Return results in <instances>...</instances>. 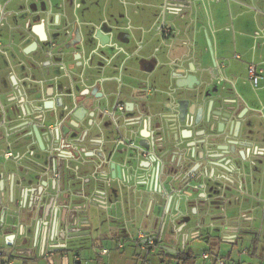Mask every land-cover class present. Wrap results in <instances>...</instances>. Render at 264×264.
I'll return each mask as SVG.
<instances>
[{"label": "crops", "instance_id": "0c3cea01", "mask_svg": "<svg viewBox=\"0 0 264 264\" xmlns=\"http://www.w3.org/2000/svg\"><path fill=\"white\" fill-rule=\"evenodd\" d=\"M26 1L40 8L44 0ZM127 1L133 4L127 14L129 27H139L144 34L152 22L159 27L152 42L159 50L151 76L156 86L163 89L168 80L180 100L187 99L190 88L207 91L197 107L209 113L214 106L219 115L214 122L216 135L231 141L238 125L245 127L244 137L264 148V0ZM101 2L103 8L112 6L110 0ZM91 8L86 6L84 13L88 15ZM163 25L172 28L170 38L162 36ZM149 40L144 36L139 41L146 44ZM250 65L262 71L257 87L243 74ZM221 95L238 99L237 109L244 111L240 119L235 115L227 120L230 107ZM191 109L195 111L194 106ZM251 129L256 132L250 133ZM33 148L42 155L0 157V264H96L95 256L99 262L108 257L107 263L113 264L119 255L109 254L101 242H120L117 248L124 249V240L148 255L156 254L161 264H177L171 255L187 252L190 241L210 248L211 252H205L210 259L200 264H218L221 259L226 264H264L260 218L264 209L259 205L264 206V173L176 177L162 176L154 168L125 173L119 169L118 174L105 169L102 175L109 183L100 184L96 178L102 175L81 166L64 147L41 142ZM46 149L51 150L50 158L43 153ZM144 160L137 159L135 167ZM52 162L56 171L44 173L39 168H50ZM95 191L103 196L101 205L88 207L79 215L81 219L72 222L74 210L85 204L78 195L92 198ZM56 193L53 202L51 196ZM198 198H206L204 207L198 203L205 201ZM212 208L219 212L208 228L197 215L209 216ZM179 209L187 216L179 217ZM222 214L227 217L221 218ZM141 235L145 238L140 239ZM150 238L156 239L155 246L144 245ZM240 240L242 249L236 247ZM98 248L104 249L99 253ZM142 262L150 264L147 256Z\"/></svg>", "mask_w": 264, "mask_h": 264}, {"label": "flooded vegetation", "instance_id": "af4514ba", "mask_svg": "<svg viewBox=\"0 0 264 264\" xmlns=\"http://www.w3.org/2000/svg\"><path fill=\"white\" fill-rule=\"evenodd\" d=\"M57 1L39 8L0 0V157L12 158L15 150L22 159L40 157L33 147L48 142L95 175L153 168L176 177L264 173V148L244 137L245 127L235 125L225 142L216 135L214 106L200 110L190 89L180 100L168 80L156 86L155 22L145 34L129 27L127 0H110L106 8L101 0ZM166 26L161 34L170 38ZM144 36L147 45L139 41ZM199 92L206 98L207 91ZM237 106L227 117L244 115Z\"/></svg>", "mask_w": 264, "mask_h": 264}, {"label": "rangeland", "instance_id": "374dc122", "mask_svg": "<svg viewBox=\"0 0 264 264\" xmlns=\"http://www.w3.org/2000/svg\"><path fill=\"white\" fill-rule=\"evenodd\" d=\"M248 74V71L246 72V69H243V74ZM246 74V75H247ZM263 130V129H262ZM263 135V138H264V132L262 133ZM264 140V139H263ZM2 153V151L0 152ZM15 154L18 153V151H14ZM259 205H261L260 207L262 209H264L262 206V203H260ZM264 205V203H263ZM218 209L216 208H212L211 209V212L209 214V216H206L208 215L207 213L205 212H202L203 216H198L197 215V218L200 220V217L203 219V220H206L205 221V224L206 226L209 228V224L213 223L215 221V218L214 216H216V214L218 213ZM225 212L226 213H229L228 212V209L226 210L225 209ZM263 216H264V211H263ZM207 218V219H206ZM261 219H263L262 222H264V217H260ZM258 218V219H260ZM201 221V220H200ZM204 229V228H203ZM207 229L205 228L204 231H206ZM108 242V243H107ZM107 242H101L103 243V245L107 248V250L109 251V254L111 253L112 254V251H114V255H119L118 256V259L117 260H112L111 262H113V264H143L142 260H143V257H146L147 256V259H148V263L150 264H161L159 262V259L157 257L156 254H151V255H148L147 253H145L144 251H142L140 249V247L138 246H133L132 242L131 241H123L122 244L124 245V249H119L117 248L118 244L120 242H112V241H107ZM191 242V241H190ZM188 242V251H191L193 257L195 258V263H198L200 264L201 262H204V259H203V254L205 252H211L210 251V248L208 247L207 244H192ZM182 245V248L184 247V244L183 242L181 243ZM252 246V244H250ZM238 246L239 249H242L243 246H244V243L243 241H239L238 244L236 245V247ZM104 248H98V252L101 253V250H103ZM118 250V251H117ZM140 256V257H139ZM123 257V259H122ZM96 261V264H108L107 262H110V259L108 260V257H104L103 258V262H99L98 258L95 256V259Z\"/></svg>", "mask_w": 264, "mask_h": 264}, {"label": "water", "instance_id": "95a60500", "mask_svg": "<svg viewBox=\"0 0 264 264\" xmlns=\"http://www.w3.org/2000/svg\"><path fill=\"white\" fill-rule=\"evenodd\" d=\"M214 70H215V73H217L216 72V69H215V66H214ZM209 71V70H208ZM210 72V71H209ZM199 90L200 89H198V88H190V91H191V94H192V96H193V98H194V100L197 102L199 99H202L201 98V94H200V92H199ZM221 97H222V95H221ZM222 98H224V102H225V104H227L228 106H230V110L231 111H233L235 108H236V106L238 105V101L235 99V100H233V99H230V98H228V97H222ZM180 102L181 101H178L177 102V104L178 105H180ZM235 106V107H234ZM232 118V116L231 115H229L228 117H227V119H231ZM102 164L104 165V164H106V162H101V166H102ZM40 169H43L44 170V173H49L50 171H56V168H55V166H54V163L52 162V164H50V168L49 167H39ZM98 175H102V173H97V176ZM97 180V182L98 183H100V184H108L109 182H108V177L107 176H105V175H102L99 179L98 178H96ZM125 180L126 181H130L129 179H127V178H125ZM53 190L54 191H57L56 190V187L55 188H53ZM60 192H58V194H59ZM48 195H50L51 196V194H48ZM52 197V200H53V202H55L56 200H57V193L56 194H54L53 196H51ZM78 197H80V198H82L83 200H84V202H85V204L83 205H81V207H79V208H76L75 210H74V216H73V218H72V222H74V221H77V220H79V219H81L80 218V214L81 213H83V212H85L87 209H88V207L89 208H91V207H96V206H98V205H101V202H99L100 200H101V197H103L100 193H98V192H96L95 191V193H94V197H92V198H89V197H87L85 194L83 195V194H79L78 195ZM192 197V195L191 196H187V199H189V198H191ZM65 199H68L67 197L65 198ZM203 199V200H202ZM195 200V199H194ZM197 200H202V201H205L204 203H198V204H200L202 207H204L205 206V203H206V198L204 199V198H198ZM201 201V202H202ZM212 204V203H211ZM63 205V204H62ZM61 205V206H62ZM213 205V204H212ZM178 216L179 217H182V216H187V214L185 215V213H183V211H181L180 209H179V211H178ZM227 216L225 215V214H222L221 215V218H223V219H225ZM204 222V221H203ZM202 222V223H203ZM210 227H212L211 225H210Z\"/></svg>", "mask_w": 264, "mask_h": 264}, {"label": "built area", "instance_id": "2783aa9c", "mask_svg": "<svg viewBox=\"0 0 264 264\" xmlns=\"http://www.w3.org/2000/svg\"><path fill=\"white\" fill-rule=\"evenodd\" d=\"M161 30L164 31L165 33L169 31V29L167 28L166 25H163L161 27ZM248 73H249V76H250V80L253 84L254 87H257L260 80L262 79V71H258L257 67L254 66V65H250L249 68H248ZM145 236L144 235H141L140 236V239H144ZM156 239L155 238H150V239H147L144 243V245H149V246H155V241ZM104 253H107L108 251L107 250H104L103 251ZM1 256V255H0ZM203 259L204 260H208L210 259V255L208 253H204L203 254ZM218 264H226V261L221 259L218 261ZM234 264H239V263H234Z\"/></svg>", "mask_w": 264, "mask_h": 264}, {"label": "trees", "instance_id": "16d2710c", "mask_svg": "<svg viewBox=\"0 0 264 264\" xmlns=\"http://www.w3.org/2000/svg\"><path fill=\"white\" fill-rule=\"evenodd\" d=\"M171 258H173L177 264H196L195 258L193 257L191 251L181 252L177 255H171Z\"/></svg>", "mask_w": 264, "mask_h": 264}]
</instances>
